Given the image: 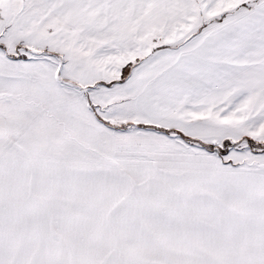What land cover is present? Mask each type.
Wrapping results in <instances>:
<instances>
[{"label": "snow or ice", "instance_id": "obj_1", "mask_svg": "<svg viewBox=\"0 0 264 264\" xmlns=\"http://www.w3.org/2000/svg\"><path fill=\"white\" fill-rule=\"evenodd\" d=\"M0 264H264V0H0Z\"/></svg>", "mask_w": 264, "mask_h": 264}]
</instances>
